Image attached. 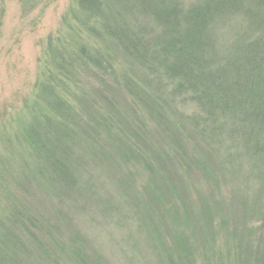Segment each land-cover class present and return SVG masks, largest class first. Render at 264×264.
I'll use <instances>...</instances> for the list:
<instances>
[{"label": "trees", "instance_id": "1", "mask_svg": "<svg viewBox=\"0 0 264 264\" xmlns=\"http://www.w3.org/2000/svg\"><path fill=\"white\" fill-rule=\"evenodd\" d=\"M75 4L73 25L48 41L35 104L0 131V264H105L82 225L129 211L172 229L166 264H194V235L180 229L214 242L228 227L211 216L221 201L190 213L181 196L192 181L212 198L219 179L264 184V0ZM228 243L203 264H264V236L245 244L257 253L244 263Z\"/></svg>", "mask_w": 264, "mask_h": 264}, {"label": "rangeland", "instance_id": "2", "mask_svg": "<svg viewBox=\"0 0 264 264\" xmlns=\"http://www.w3.org/2000/svg\"><path fill=\"white\" fill-rule=\"evenodd\" d=\"M76 14L78 12L75 0H0V131L7 134L14 131L19 119L23 115L26 116L28 110L35 104L36 85L43 78L48 66L46 56L48 41L67 32L73 25ZM96 45L100 46L97 42ZM109 51L112 54V50ZM116 62L120 63L119 58ZM82 81L88 83L89 80L85 76ZM115 84V82L110 84L113 90H117ZM117 92L123 99L127 98L121 89ZM185 110L190 112L192 108L186 107ZM137 178L139 181L140 178ZM238 178H231L229 183L219 179V187L213 198L208 186L199 181V178L193 179L192 186H189L186 193L181 196L183 204H187L192 214L197 212L200 204L207 203L208 206H212L213 203H217L216 201H221L220 212L214 207L216 213L213 214L211 210L213 214L211 216L220 223L224 220L228 227L224 232H215L214 242L209 240L207 229L201 228L205 232L202 234L201 229L192 223L188 222L190 232L180 229L182 234L194 235V237L190 235L188 240V245L195 247L194 264H203L204 251L208 252L214 247L226 251L221 240L229 241L227 244L229 253H232L233 249V252L240 254L238 255L240 262L246 261V253H257L253 248L245 251V244L252 243L255 236L259 239L260 236H264V184L258 186L252 182L249 185L250 181L246 178ZM101 182L107 183L105 179ZM137 184L139 187L138 182L135 186ZM193 188L197 191L192 190ZM105 194L113 204L119 205L126 201L120 195L113 196L107 189ZM122 207L126 209L125 206ZM91 212L90 207L88 214ZM129 214L130 211L121 215L117 213L111 217V222L105 220L107 222L82 225L94 254L105 264H166L161 249L163 250V245L167 247L166 249L173 247L172 229L169 238L164 227L166 224L154 218H158V214L148 215L152 216L150 217L152 220L144 226L140 225L147 222L142 223V219L136 216L138 214L135 215L133 212L131 219ZM139 220L140 225L137 222ZM149 229L154 232L151 234ZM155 230H158L161 236ZM228 230L233 232L232 239L226 236ZM261 242L263 243L262 240ZM261 242L258 244L261 245ZM230 261L232 262L231 258Z\"/></svg>", "mask_w": 264, "mask_h": 264}]
</instances>
